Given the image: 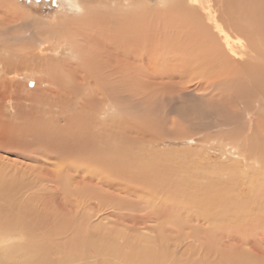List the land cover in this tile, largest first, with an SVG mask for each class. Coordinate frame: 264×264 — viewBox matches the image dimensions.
<instances>
[{
    "label": "rangeland",
    "instance_id": "1",
    "mask_svg": "<svg viewBox=\"0 0 264 264\" xmlns=\"http://www.w3.org/2000/svg\"><path fill=\"white\" fill-rule=\"evenodd\" d=\"M9 1L41 20L78 16L67 0ZM81 1L95 23L111 20L115 0ZM231 1L234 9L223 5L221 12L231 13L223 18L244 24V4ZM255 1L261 11L263 4ZM127 2L116 0L126 12L120 16L124 24L119 23L123 38L134 45L124 48L150 54L145 63L133 59V65L120 67L121 74L130 71L123 82H106L116 71L105 74V96L55 74L53 85L26 77L27 94L25 81L16 82L23 85L9 102L0 95V160L26 168L31 185L11 200L6 183L0 205L42 213L33 243L45 249L32 251L20 264H264V102L247 80L213 89L197 74L192 80V75L181 77L182 69L187 75L188 66L201 62L208 51L195 28L182 24L177 0ZM254 20L264 23L260 17ZM98 33L99 40L107 36ZM50 39L48 48L57 43ZM27 45L32 51L38 47ZM5 86L0 76V88ZM75 122L87 128L79 133L87 135L90 150L72 145L78 140L70 135ZM49 134L66 142L55 144ZM107 150L121 158L96 163L94 153L102 156ZM49 151L72 156L75 167L86 168L59 178L58 168L66 164L50 160Z\"/></svg>",
    "mask_w": 264,
    "mask_h": 264
},
{
    "label": "bare ground",
    "instance_id": "2",
    "mask_svg": "<svg viewBox=\"0 0 264 264\" xmlns=\"http://www.w3.org/2000/svg\"><path fill=\"white\" fill-rule=\"evenodd\" d=\"M67 1L73 3L71 7L75 10L76 15H78L77 17L70 18L69 16L64 17L60 15L55 19L41 20L38 19L36 15L34 16L27 9L14 6V4L9 0H0V76L1 79L7 83V86L0 88V95L3 97V102L11 101L13 95L17 93V89L21 87L20 85H23L22 83L17 85L16 82H20V80L25 81L26 77L34 76L38 79L37 83L46 81L49 83V85H53V82L55 81L53 74L56 75V79L62 78L68 82H80V84L86 85L85 87L87 90L90 87L92 88V90H88V92L99 96H105L106 93L101 88V84L103 83L102 78L105 74H110L111 72L116 71L117 74L114 77L107 79L106 82H123L124 78L122 76L126 74V72L130 73V71L125 70L126 72H124L122 70L123 73L121 74V70L119 71V69L122 65L124 66L125 64H128L127 66H129V63L134 61L133 59H136V61L138 59L143 63L146 62L150 53L146 52L148 55H145L146 53L140 54L137 49L132 50L131 48H133L134 45L129 43L131 41L128 43L133 47L130 48V46H128L129 49L127 47V50L124 48L128 43H126V39L124 40L123 38L124 36L121 33L122 26H120L119 23L122 22V24H124V20H120V16L126 12L121 4L116 3V0L113 3L115 10H113L112 13L110 12L112 21L107 20L105 22L106 24L102 25L99 23L97 24V20L95 23L92 16L90 19L89 12L86 11V7L81 0ZM127 1V3H129L128 5H130L131 0ZM147 1L150 4H155L157 0ZM213 1L214 0H177L175 4V6L178 7V11L180 12L179 15L182 17V24L186 23V28H190L191 25L193 26L191 29L195 28V30L198 32L196 34L200 35L202 41H204L203 46L208 51L204 54L201 62H197L191 67L188 66L190 72H188L187 75H184V70L182 69L181 77H190L192 75L190 78L192 80L195 77V74H197L196 77L205 79V82L202 83L203 85L207 84L209 86L206 87L213 89L219 88V85L222 84L247 80L248 83L255 87L257 90V95L264 102V23L263 21L258 20L259 24L257 25V22L255 23L254 20L256 17H260L264 20V0H257V2H261V4H263L261 11H258V7L256 8L253 6L256 2L255 0L239 1V3L241 2V4H244L246 11V22L244 24L243 20H241V24H239L236 20L235 23L229 18H227L228 21L223 18L222 14H231L227 10L225 13L221 12L223 10V5H226V7L229 9H234V4L231 0H219L221 3L225 2V4L219 5L220 7L218 5L216 6L215 4L216 2L219 3L218 0H216V2L214 1L215 3ZM131 6H134V3L131 4ZM87 19L88 21H85ZM16 22L17 24L10 25L11 23ZM260 22L263 24L260 25ZM188 24L191 25L188 26ZM95 31H99L98 34L100 35L102 33H106L107 36H104L102 38L103 40H99L98 38L102 36L95 35ZM186 34H188V32ZM194 34L195 33H192L193 36ZM234 34L239 35L234 37ZM112 37L115 39V41ZM50 38H56L55 40L57 43L52 44V46L48 48V46L45 45V42ZM28 43L38 46L37 49L33 51L29 50L30 47L27 45ZM62 43L66 44L62 45ZM121 44L124 50L120 49ZM57 55L62 58V60H54L53 58L57 57ZM157 55L156 58H158ZM127 68L131 69L129 67ZM122 69L124 68L122 67ZM7 80H11V82H8ZM23 83V92L24 94H27L26 91L28 92L30 88L28 87L26 81ZM198 84L201 85V83ZM11 104L12 108H17V105L14 103ZM116 105L117 104H114L113 102L110 103L112 113H116ZM15 114H17L16 111ZM79 124L81 123H74L75 128L72 129L73 131L70 134L73 139L80 140L82 139L81 137L85 135H80L79 128L84 127L82 124V127H80L81 125L79 126ZM84 129L86 130L87 128L85 127ZM67 131L64 133L62 131V133L68 138V136H66ZM80 131L83 133L87 132L81 129ZM21 132L23 134V130ZM86 136L87 135L84 136L83 142H79L78 140L73 141L72 145L74 147H86L88 150H90V148L93 146L92 144L87 145L85 139ZM65 137L62 138L65 139ZM47 138L49 141L54 142L55 144L57 143L61 146L62 142H66L62 141L56 136H53V134H49ZM17 140L19 139L17 138ZM66 144L67 143H65V147ZM67 145L69 146V144ZM95 149L96 148H94V150ZM60 152H48V157L50 160H54L51 157H55V159L61 160V163L65 162L66 164L65 169H62V166L58 168L59 178L63 177V173L64 175L66 174V177L68 175L67 171L72 169L83 171L86 168L85 166L80 168L75 167L76 165L71 163L70 160L73 159L72 156H70V159L61 157ZM94 154H96L95 157L98 160L101 158L98 161L94 157L96 163L98 162L100 165L109 163V161H111L109 159L111 156L118 159L121 158L118 156L117 152H112L109 150L105 151L102 156L99 155V152H95ZM259 159L258 163L260 164L262 163V160ZM2 161L0 162V191L4 192L6 188L4 185L7 183V188L10 189L11 187V190L13 191L11 195H8V197L11 196L12 200V195H16L15 197L19 199L21 197L19 194L23 195L24 193L21 191L23 189L26 190L28 188L27 186L30 185V183H26L25 179V176H27V173H25L26 168L16 164L10 166L7 165L8 163L5 164ZM115 162H118V160ZM119 162H121L120 164H123L124 166L125 162L122 163V160ZM10 205L11 206L9 207L8 204V209L6 206L3 207L0 205V237L8 238L6 240L4 238L0 239V264H20L25 259V256L32 254V251L37 252L43 251L45 249L39 248V250H37V246L35 243H33L37 240H34L36 237L34 235L36 234V230L38 231L42 228L39 222L36 220L42 213H40V215L38 213H28L29 211L19 208L16 204L15 207H13L12 203H10ZM33 220L35 221L34 224L32 223ZM34 225H36V229H34ZM25 236L27 240L26 242H22ZM5 242L7 244H5ZM51 261L52 262L49 263L48 261L38 260L37 264L59 263L53 260Z\"/></svg>",
    "mask_w": 264,
    "mask_h": 264
}]
</instances>
